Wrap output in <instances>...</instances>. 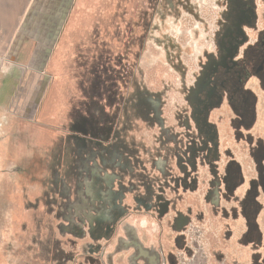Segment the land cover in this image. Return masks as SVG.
<instances>
[{
  "label": "flooded vegetation",
  "instance_id": "af4514ba",
  "mask_svg": "<svg viewBox=\"0 0 264 264\" xmlns=\"http://www.w3.org/2000/svg\"><path fill=\"white\" fill-rule=\"evenodd\" d=\"M145 1L125 52L101 36L82 100L50 125L41 106L36 138L62 153L51 180L14 182L0 264H264V0ZM26 196L29 228L54 232L34 245Z\"/></svg>",
  "mask_w": 264,
  "mask_h": 264
},
{
  "label": "rangeland",
  "instance_id": "374dc122",
  "mask_svg": "<svg viewBox=\"0 0 264 264\" xmlns=\"http://www.w3.org/2000/svg\"><path fill=\"white\" fill-rule=\"evenodd\" d=\"M156 1L159 2V0ZM145 2V0L36 1L35 12H32L29 19L30 26H33L32 32L35 33V37H41L45 45H42V52L33 51L32 46L26 45L24 53L27 59L23 58L17 64L23 73L27 72V74H30L28 72L31 66L39 67L45 72L46 76L41 77V81L38 83L40 88H42V92L36 93V100L44 101L43 117L47 124L50 125L51 119L56 115L58 108L60 109L58 114H62L61 108H64L67 104H73L71 97L76 96V98L74 97L76 100H82L79 98L82 96L83 77L86 73L94 70V74H101L103 51L100 53V50L105 44L104 42L103 44L101 43L103 41L101 36H104L107 40V49H110V51H113V48L115 49L117 42L113 41L114 38L119 43H122L123 52H125L124 45L127 43L125 40L130 37L133 24L138 22L139 25H142L143 21L148 22L149 20L144 16L146 10ZM157 19L155 20L157 21ZM56 31H58L57 40ZM134 31L139 36L143 34L141 28L134 29ZM89 35L91 40H84ZM119 39L122 40L120 41ZM88 42L90 43L87 44ZM83 44L85 45L84 48H87L90 52L87 49L82 51ZM138 50L140 52L142 48L139 47ZM128 61L124 62L126 66L130 63V58ZM160 61L158 66H163V61ZM110 63L111 65L112 63L114 64L113 61H110ZM122 72H120L119 81H122V85H129L130 71L126 68V71ZM126 72L127 76L124 77ZM30 78L27 75L22 82L20 89L21 99L27 96L31 84ZM154 81L158 84L157 76H154ZM10 82L11 86L14 80L11 79ZM52 89L55 90L53 95L51 93ZM31 96L33 97L35 94ZM31 99H34V97ZM14 112L20 113L19 115L21 116L18 118L21 119H25L21 113L26 112L29 115L28 110L23 112V109H21L20 112L19 108H15ZM16 118L17 116L15 115L10 116L9 122H11L10 127L12 129L8 132V152L3 158L4 167L0 169L1 178L7 176L3 174L4 171L11 173L9 175L12 177L0 182V208L7 210L13 204L10 196L15 191L13 187L14 181L19 176H29L30 180H34L36 171L50 163L49 155L54 152L50 148L48 139L40 138L32 141L33 137L37 135L38 128L35 126L37 119L30 118L31 120L24 122ZM13 121L23 123L16 129ZM56 126L59 127L58 124ZM16 142L22 145L19 151L12 148V143ZM33 149H37V154L34 158L30 157L32 152H34ZM41 156L47 158L41 159ZM35 257V253L28 252L26 262H29V264L36 263Z\"/></svg>",
  "mask_w": 264,
  "mask_h": 264
},
{
  "label": "crops",
  "instance_id": "0c3cea01",
  "mask_svg": "<svg viewBox=\"0 0 264 264\" xmlns=\"http://www.w3.org/2000/svg\"><path fill=\"white\" fill-rule=\"evenodd\" d=\"M36 1L37 0H0V169L4 167L3 158L6 156L8 152V143H9L8 132L11 131L12 129L10 127L11 122H9L10 116L15 115L17 116L16 118L17 120L19 121L23 120L24 122H27V120H31L33 118L36 120L40 118L41 115L40 108L41 106L44 105L43 100L42 101L36 100L37 98L36 93L39 94L40 92H42V88H40V85L38 83L39 81H41V77L46 76L45 72L39 67L31 66L30 71L28 72L30 74H27V72L23 73L20 71L21 68L17 64L19 60L26 58L24 53L25 52L24 48L26 45L32 46L33 51H39V52H42L43 50L42 45H45L41 37L38 38L35 37V33L32 32L33 26H30L29 19L31 17L32 12H35ZM57 32L58 31H56V40L58 38ZM27 75L31 77L30 78L31 84L27 96L21 99L20 89L22 86V82L25 80ZM11 79L14 80V83H12L11 85L12 87L10 86ZM259 93L263 97V94L261 92ZM32 94H35V96H33L34 99H31L33 98L31 96ZM15 108H19L20 112L21 109H23V112L24 110H28L29 115H27V113L24 112L25 114L24 113L21 114L22 116L24 115L25 119L18 118L21 115H19L20 113L18 112L16 113L14 112ZM257 112H258V116H257L256 124L259 127L264 128V98L261 100V103L258 105ZM19 121L17 122L13 121L16 126L14 128L17 129L18 126L21 123H23ZM57 134L59 133H56V136H54L57 138V140H59L61 136H64L63 133H60L59 136ZM34 140H37L36 135L33 137L32 141ZM52 146L54 145H52L51 143L50 148L54 150V152H52L51 155H49L50 163L46 164V166H43L42 168L38 169V171H36L34 180H30V179L28 180V176H23V177L19 176L18 179L15 180L17 181L19 186L20 185L24 186V190H26L27 188L25 183H27L28 181L30 182L29 184H36L38 181L39 182L48 181L52 179L50 168L52 167V165H54L53 155L54 153H57L58 155H61L62 153V149L60 151L57 148L54 149L55 147ZM12 148L19 151L21 150L22 145L18 142L12 143ZM33 150L34 152H32V155L30 157L34 158L37 154V149H33ZM42 158L44 159L47 157L41 156V159ZM6 179H9L8 176H3V178L0 177V182L5 181ZM24 203H26L25 220L26 223L28 224V227H26L28 228V231L25 228V235H24L25 241H23L25 242V245L27 244L34 245L33 237L38 236L41 237L42 240L43 239L45 240L46 237L49 235L54 236L53 230L47 229V222L45 220L43 223L44 228L41 229L40 232H35V228H29L32 224L35 223V218L33 222L28 220L27 196H26V201ZM50 215L51 213L48 214V217L52 219V216ZM260 224L262 231H264V215L260 219ZM240 229H241L240 227H237V230ZM18 244L19 246L22 245V241L20 240V237L18 239ZM62 246L64 247V251H69L70 249H68V247L71 246V244L67 242L65 246L64 245ZM72 249H76V248L74 247ZM243 250L244 252L250 251V246L245 247ZM26 256L27 254L25 255V260H26Z\"/></svg>",
  "mask_w": 264,
  "mask_h": 264
}]
</instances>
